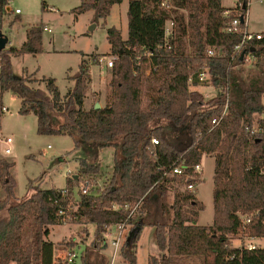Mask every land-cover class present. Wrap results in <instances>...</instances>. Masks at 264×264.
I'll return each mask as SVG.
<instances>
[{
    "label": "trees",
    "instance_id": "1",
    "mask_svg": "<svg viewBox=\"0 0 264 264\" xmlns=\"http://www.w3.org/2000/svg\"><path fill=\"white\" fill-rule=\"evenodd\" d=\"M122 1L82 0L74 11L93 9L96 20L105 19ZM163 1L129 0L127 39L116 27L108 29L119 59L110 82L112 96L100 109L95 104L84 108L92 81L86 59L70 77L74 85L65 96L52 77L41 80L46 86L42 89L31 85L36 80L14 76L13 56L43 51L40 26L27 29L20 48L0 53V108L4 93L12 91L21 98L19 112L37 116L38 133L69 135L75 149L84 143L116 149L110 184L98 194H80L75 203L70 187L65 196L62 189L30 184V194L17 198L11 173L15 163L0 158V264H55V244L47 237L50 227L62 224L58 211L69 204L76 208L75 222L95 227L94 247L111 225L129 228L121 248L126 264H137L138 241L146 226L155 228L160 250V257L151 256L149 264H185L190 259L201 264H264V247L232 244L241 234L264 238V136L247 130L264 113V34L246 48L257 59V69L244 75L241 55L234 56L242 35L224 32L225 11L232 8L222 0H169L170 7L162 6ZM239 1L246 19L249 0ZM7 7V0H0V32ZM168 21L174 22V34L166 43ZM208 46L223 49L225 55L207 57ZM205 66L210 70L205 82L217 91L209 99L192 89L205 83L198 79ZM88 152L78 156L79 177H96L101 170ZM205 155L215 158L210 225L198 223L204 205L193 192L181 189L185 179L169 174L180 164L192 171ZM115 203L136 210L117 211ZM85 253L82 264H93L94 253Z\"/></svg>",
    "mask_w": 264,
    "mask_h": 264
},
{
    "label": "rangeland",
    "instance_id": "2",
    "mask_svg": "<svg viewBox=\"0 0 264 264\" xmlns=\"http://www.w3.org/2000/svg\"><path fill=\"white\" fill-rule=\"evenodd\" d=\"M81 2L82 0H11L7 2L11 10H7L5 14L2 29V32L9 37V43L5 49L20 48L26 40L27 29L40 26L43 31V51L38 54L26 53L13 56L14 76L36 80L32 85L42 89H46V86L41 80L52 77L61 95L65 96L74 85L70 77L78 72L81 61L86 59L91 65L92 81L86 95L85 106L91 108L97 102L105 106L112 96L110 82L113 77V68H107L100 59L118 54L113 53L111 49L108 39L109 28L116 27L120 30L123 39L128 38L129 0L115 4L110 15L99 20L94 18L93 9L80 13L75 12L74 9ZM222 2L227 7H232L236 14L239 0H222ZM16 9L20 10L18 14L15 12ZM170 22H167L168 26ZM246 22L249 31L264 34V0H249ZM45 25L52 30L44 31ZM242 68H244V75L257 69V59ZM192 89L200 90L207 99L217 93L208 82L192 86ZM3 102L8 111L1 115L0 158L7 156L8 160L12 159L10 161L15 163L11 173L16 179L17 198L21 199L30 194V184H32L31 187L40 189L70 187L75 203L80 194H83L81 185L84 177L92 178L91 184L95 183L99 191L104 190L110 184L114 174L116 153L114 147L101 150L95 143H84L79 149H75L74 140L69 135L38 133L37 117L33 113L21 114L19 112L21 98L12 91L4 93ZM262 115L264 116V113ZM8 136L14 138L13 152L10 155H3L2 150L5 145L1 143V138L5 139ZM85 150L89 151L90 161L101 163V170L96 177L82 175L75 182L72 179L75 175L79 176L80 170L78 156L85 154ZM214 170L215 158L205 155L202 160L200 181L193 191L204 205L199 215L200 225H210L214 221ZM68 180H71V183H68ZM181 189H186L185 184L181 186ZM1 195L5 196L3 190ZM173 196L174 191L171 190L168 194L170 203L173 201ZM117 229L113 227L110 236L105 233L103 240L98 242L99 246L94 247L98 239L93 225L73 221L67 225L62 223L50 227L51 231L47 239L55 244L54 253L57 257L55 264L62 262L68 264L70 251H75L78 255L75 262L71 264H82L79 259L80 256L86 254L87 249L94 253L91 257L93 264H126L121 248L129 228L123 230L120 245L115 247L111 241L117 235ZM232 244L234 246L252 244L264 247V238L241 234L232 238ZM151 256L160 257V250L156 243L155 228L146 226L138 241L137 264H149ZM185 264L201 263L197 259H190Z\"/></svg>",
    "mask_w": 264,
    "mask_h": 264
},
{
    "label": "built area",
    "instance_id": "3",
    "mask_svg": "<svg viewBox=\"0 0 264 264\" xmlns=\"http://www.w3.org/2000/svg\"><path fill=\"white\" fill-rule=\"evenodd\" d=\"M11 0H7V2H10ZM169 0H164L162 2V6L164 7H170L168 5ZM15 12L18 14L20 12L19 9H16ZM225 15L228 17V20L225 22L224 32L229 34H241L242 40L235 46L234 48V56L241 55L242 52H244V56L242 59V66H247L251 64L255 58V56L252 54V51H248L246 48L248 45L255 40H261L262 39V33L259 32H251L248 29V25L246 22V19H244L242 15V8L241 3L236 7V14L233 12V10H226ZM242 18L244 19V22H242ZM244 23V25H243ZM44 31H51L52 29L49 28L47 25L43 27ZM174 34V22H170V26L166 25L165 28V41L167 43L168 39ZM225 53L223 49L213 46H208L206 49V56L210 58H216V57H222ZM119 55L113 54L108 57H102L100 61L105 64L107 68H113L116 61H118ZM147 73H150V69H148ZM210 78V70L209 67L205 66L201 72L198 74V79L200 82H205ZM190 82H193V79L190 78ZM228 106L226 107V109ZM8 111V108L3 105L0 108L1 115ZM217 123V119L213 120V124ZM247 130L251 131L255 135L264 136V116H260V121H256L252 126H247ZM4 143L5 147L2 150L3 155H10L13 152V145H14V138L12 136H8L7 138H1V143ZM153 144H158L159 140L157 138H152ZM186 166L183 164L177 165L170 169L169 174L172 176H178L183 177L185 179V186L186 189L190 192H193L196 189V185L200 181L201 173H202V165L201 163L196 164L194 167H192V171H186ZM261 173L264 174V165L261 169ZM83 184L81 185V192L85 195L88 194H98L102 191H99V188L96 186L95 183L91 184L90 177H84ZM63 195H68V188H63L61 190ZM114 210H130L131 214L136 210V207H133L130 204H119L115 203L112 207ZM76 208L72 205H68L66 208L61 207L58 211V215L60 216L61 222L63 225H67L68 223H72L74 221V215L72 214V211H74ZM247 221H250V219H246ZM116 227L119 229L117 231V235L113 238L111 241V244L115 247H119L120 241L122 240V232L125 229L123 224H114L111 225L108 230L106 231V235L110 236L112 233V228ZM106 245V244H105ZM249 248H255V245H249ZM69 259L68 264L74 263L77 258V253L75 251L69 252ZM80 263H82V256H80Z\"/></svg>",
    "mask_w": 264,
    "mask_h": 264
},
{
    "label": "water",
    "instance_id": "4",
    "mask_svg": "<svg viewBox=\"0 0 264 264\" xmlns=\"http://www.w3.org/2000/svg\"><path fill=\"white\" fill-rule=\"evenodd\" d=\"M7 10H11L10 7H7ZM242 22H244L243 18H242ZM8 42H9V37L7 35H5L3 32H0V53L6 48ZM243 56H244V52H242V54H241V59H243ZM95 108L96 109L102 108L101 104L99 102H97L95 104ZM74 177L79 178L78 175H75Z\"/></svg>",
    "mask_w": 264,
    "mask_h": 264
},
{
    "label": "crops",
    "instance_id": "5",
    "mask_svg": "<svg viewBox=\"0 0 264 264\" xmlns=\"http://www.w3.org/2000/svg\"><path fill=\"white\" fill-rule=\"evenodd\" d=\"M222 4H223V2H222ZM223 6H225V7H227L226 5H224L223 4ZM227 8H232V7H227ZM260 33V32H259ZM263 34V33H262ZM9 43V42H8ZM7 47V46H6ZM242 67H245V66H242ZM32 85V84H31ZM85 100H86V98H85ZM100 103V102H99ZM101 104V103H100ZM3 105H5L4 104V102H3ZM6 106V105H5ZM20 107H21V105H20ZM20 107L18 108L19 110H20ZM101 107H103L102 105H101ZM84 108L85 109H90V108H86V106H85V101H84ZM33 113V112H32ZM34 114V113H33ZM35 115V114H34ZM36 116V115H35ZM37 117V116H36ZM1 124H2V119H1ZM7 159H9L7 156H5ZM204 158V157H203ZM10 160H12V159H10ZM203 160V159H202ZM201 165H202V162H201Z\"/></svg>",
    "mask_w": 264,
    "mask_h": 264
}]
</instances>
